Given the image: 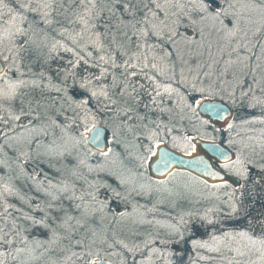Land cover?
<instances>
[{
    "label": "snow or ice",
    "instance_id": "snow-or-ice-1",
    "mask_svg": "<svg viewBox=\"0 0 264 264\" xmlns=\"http://www.w3.org/2000/svg\"><path fill=\"white\" fill-rule=\"evenodd\" d=\"M20 7L39 20L0 23V217L19 213L0 225V264H192L201 249L264 264V0ZM149 54L175 86L136 79ZM182 168L240 183L200 211L181 204Z\"/></svg>",
    "mask_w": 264,
    "mask_h": 264
},
{
    "label": "rangeland",
    "instance_id": "rangeland-1",
    "mask_svg": "<svg viewBox=\"0 0 264 264\" xmlns=\"http://www.w3.org/2000/svg\"><path fill=\"white\" fill-rule=\"evenodd\" d=\"M5 3L8 5V7L3 9L2 20H0V23L9 21L11 17H17L18 16L16 14V11H17L16 5L19 8H21L20 7L21 0H5ZM212 3L214 5H216V0H212ZM9 9H14L15 11L10 13ZM33 14H34V17H36V19L39 20L38 15L35 13H33ZM23 21L24 20L17 18L15 22L18 25H25L23 23ZM61 43H67L68 46H70V47L72 46L71 42L67 40V37H65L63 40H61ZM79 51H80V54L84 55L85 59L89 60L90 63L93 60L98 59L95 52L93 53V56L89 57L87 55V50L80 49ZM65 55H67V54H65ZM150 57H151V54H149L148 58L143 61V63H147L148 66L143 68V73L141 75L137 76L136 79L141 83H145L146 87L149 89L156 87L157 85L160 86L161 90H163V88L168 87V86H175V81L171 80L169 78V74L162 71L163 64H160V66L158 68H153L151 66V64L148 63V60L150 59ZM243 114L244 113H241V115H243ZM257 114H258V112H257ZM256 127H257V129H259L260 126H256ZM259 134H260L259 130H257L256 132H248L247 133V135H254L257 137H259ZM109 139H111L110 136H109ZM149 172H148V175H150ZM181 172H183L184 175L175 177L174 183L177 185H182V184H185L186 182H191L193 185L192 191L189 193V195L193 198V203L189 204L187 201H182L181 204H182V206L192 207V208L198 209L200 211H204V208L206 206L207 207H212V206L223 207V200L227 199L226 193H231L232 189L238 187V185L233 186V185H230L227 183L231 187H222L219 189H215V188L211 187L213 184H208V188L205 189L203 187L204 181L201 178H197L194 175L185 172V170L181 171ZM152 179L153 180H161L158 178H154V176L152 177ZM197 181H198V183H197ZM216 184H224V183H217L216 182ZM216 197H220L221 199H216ZM197 199L201 200L200 204L195 203V200H197ZM8 201H9V203L15 202L14 198H12V197H9ZM4 207H6V205L0 204V212H3ZM16 207H20V205L17 204ZM25 210H27V209H25ZM168 210L169 209H167L166 207H161L159 209V211L155 214L156 218L163 221L164 216L162 214ZM9 212L11 213L10 216L6 214V217H0V225L4 224L6 219L8 222H10L12 217L19 215V213H17L14 208H10ZM149 218H151V216ZM225 229H227V228H225ZM216 234L222 235L223 233L221 231V232H217ZM197 238L201 239V240L210 241L211 240V233H209V232L197 233ZM198 252H199V255H193L192 264H226V261H223L221 259L220 254H218V253L209 252V251L204 250V249L198 250ZM225 254H228L226 252V250H225ZM200 256H204L206 258L200 259ZM6 264H11V262L7 261Z\"/></svg>",
    "mask_w": 264,
    "mask_h": 264
},
{
    "label": "water",
    "instance_id": "water-1",
    "mask_svg": "<svg viewBox=\"0 0 264 264\" xmlns=\"http://www.w3.org/2000/svg\"><path fill=\"white\" fill-rule=\"evenodd\" d=\"M204 117V119H206L207 117L206 116H203V114H202V118ZM223 124V121H220V122H217L216 123V127L217 128H220L221 127V125ZM206 142V141H205ZM226 146V145H225ZM91 147V146H90ZM198 147H199V145H198ZM227 147V146H226ZM93 151H95V149H92ZM174 151H179V150H177V149H174ZM181 155H182V153H180ZM181 171H186V172H188V173H190V174H192V175H194L195 177H197V178H201L204 182L206 181L207 183H209V184H216V182L217 183H228V184H230V185H233V186H239V183H240V181H239V178L238 177H236V176H234V175H232V174H230V173H228V174H224L223 172H222V175H224V181H220V180H216V179H214V178H212V177H207V176H203V175H201V174H199L197 171H195V170H190V169H187V168H182V169H180ZM150 173V175L153 177L154 176V178H159V179H162V178H164V177H161V176H159V175H153L152 173H151V171L149 172Z\"/></svg>",
    "mask_w": 264,
    "mask_h": 264
},
{
    "label": "trees",
    "instance_id": "trees-1",
    "mask_svg": "<svg viewBox=\"0 0 264 264\" xmlns=\"http://www.w3.org/2000/svg\"><path fill=\"white\" fill-rule=\"evenodd\" d=\"M16 10H17L16 11V14L18 16H20V17L25 16V15L27 16V20L26 21L25 20L23 21V23L25 25L32 24L33 22H38V19H36V17H34V14L33 13L27 12L26 10H21V8H19L17 5H16ZM207 184H209V183H207ZM227 227H228V225L225 224V228H227Z\"/></svg>",
    "mask_w": 264,
    "mask_h": 264
},
{
    "label": "flooded vegetation",
    "instance_id": "flooded-vegetation-1",
    "mask_svg": "<svg viewBox=\"0 0 264 264\" xmlns=\"http://www.w3.org/2000/svg\"><path fill=\"white\" fill-rule=\"evenodd\" d=\"M186 172V171H185ZM188 173V172H187ZM159 179V178H158ZM162 179H164V178H162Z\"/></svg>",
    "mask_w": 264,
    "mask_h": 264
}]
</instances>
